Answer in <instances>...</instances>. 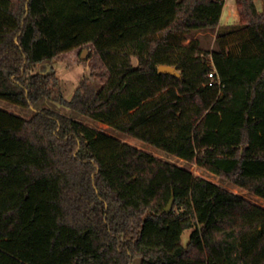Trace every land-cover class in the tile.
<instances>
[{
    "label": "trees",
    "instance_id": "trees-1",
    "mask_svg": "<svg viewBox=\"0 0 264 264\" xmlns=\"http://www.w3.org/2000/svg\"><path fill=\"white\" fill-rule=\"evenodd\" d=\"M226 1L0 0V99H56L264 199V12L236 0L240 22L220 30ZM89 45L110 74L101 88L84 78L68 100L56 72H34ZM137 257L264 264V208L52 108H0V264Z\"/></svg>",
    "mask_w": 264,
    "mask_h": 264
},
{
    "label": "rangeland",
    "instance_id": "rangeland-1",
    "mask_svg": "<svg viewBox=\"0 0 264 264\" xmlns=\"http://www.w3.org/2000/svg\"><path fill=\"white\" fill-rule=\"evenodd\" d=\"M256 5L259 11L264 12V0H256ZM224 13L222 16V20L220 22V30H222L225 26L230 25H237L240 22L239 12L237 9L236 0H227L224 5ZM216 32L209 31V32H199L198 36L204 43L205 48H212L214 46V42L216 39ZM84 50L88 52V60L84 61L81 59V55ZM137 59H134V65H137ZM34 72H40L43 74L56 72L60 79V87L64 97L70 100L77 87L79 86L80 82L84 78H89L98 88H101L109 79L110 74L106 69V64L103 60L95 53L94 47L89 45L87 48H78L72 50L68 53L63 54L56 60L48 63H43L37 65L34 69ZM105 72V76H100L98 73ZM0 108L17 114L23 118H31L36 112L41 110L42 108H52L57 112H60L64 115L70 116L75 118L85 125L109 135H113L116 138L128 142L136 147L147 151L157 157H160L164 160L172 162L178 166L184 167L185 169L191 171L194 175L203 177L209 181L214 183L220 184L225 188L229 189L230 191L243 196L244 198L250 200L251 202L261 206L264 208V199L259 198L239 187H236L232 183L226 182L221 180L219 177L205 171L204 169L200 168L196 164L188 163L182 159H179L172 155H167L164 152L158 150L157 148L146 144L132 136H128L124 133L118 132L114 130L108 123H105L101 120H91L87 117L76 113L69 107L61 104L56 99H46L40 101L37 105L31 108H23L17 105H13L5 100L0 99ZM191 231L187 230L184 232L182 236V243L183 245H187L189 238H190ZM132 264H143V260L140 257L135 258Z\"/></svg>",
    "mask_w": 264,
    "mask_h": 264
},
{
    "label": "water",
    "instance_id": "water-1",
    "mask_svg": "<svg viewBox=\"0 0 264 264\" xmlns=\"http://www.w3.org/2000/svg\"><path fill=\"white\" fill-rule=\"evenodd\" d=\"M81 59L86 61L88 60V52L87 50H84L82 55H81ZM159 72L160 73H164V74H170V75H174L177 77H180L181 74L178 72V70L173 67V66H167V65H162L159 67ZM173 202L174 200L171 201V203L169 204L168 208H167V212H170L171 209L173 208Z\"/></svg>",
    "mask_w": 264,
    "mask_h": 264
},
{
    "label": "built area",
    "instance_id": "built-area-1",
    "mask_svg": "<svg viewBox=\"0 0 264 264\" xmlns=\"http://www.w3.org/2000/svg\"><path fill=\"white\" fill-rule=\"evenodd\" d=\"M208 85L209 86L221 85V82L217 78L215 69H213V71H211V73H209L208 75Z\"/></svg>",
    "mask_w": 264,
    "mask_h": 264
},
{
    "label": "crops",
    "instance_id": "crops-1",
    "mask_svg": "<svg viewBox=\"0 0 264 264\" xmlns=\"http://www.w3.org/2000/svg\"><path fill=\"white\" fill-rule=\"evenodd\" d=\"M224 10H225V8H223V13H224ZM223 13H222V16H223ZM221 20H222V17H221Z\"/></svg>",
    "mask_w": 264,
    "mask_h": 264
}]
</instances>
